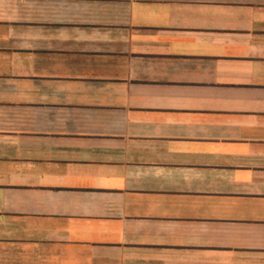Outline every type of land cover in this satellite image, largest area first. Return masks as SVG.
Instances as JSON below:
<instances>
[{
    "label": "crops",
    "instance_id": "0c3cea01",
    "mask_svg": "<svg viewBox=\"0 0 264 264\" xmlns=\"http://www.w3.org/2000/svg\"><path fill=\"white\" fill-rule=\"evenodd\" d=\"M0 264H264V0H0Z\"/></svg>",
    "mask_w": 264,
    "mask_h": 264
}]
</instances>
